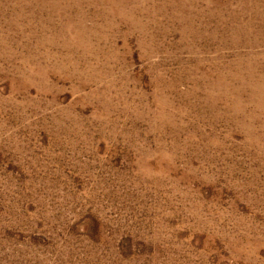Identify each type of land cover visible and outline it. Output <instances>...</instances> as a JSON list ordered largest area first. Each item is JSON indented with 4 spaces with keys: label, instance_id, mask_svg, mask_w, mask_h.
<instances>
[{
    "label": "rangeland",
    "instance_id": "obj_1",
    "mask_svg": "<svg viewBox=\"0 0 264 264\" xmlns=\"http://www.w3.org/2000/svg\"><path fill=\"white\" fill-rule=\"evenodd\" d=\"M0 264H264V0H0Z\"/></svg>",
    "mask_w": 264,
    "mask_h": 264
}]
</instances>
